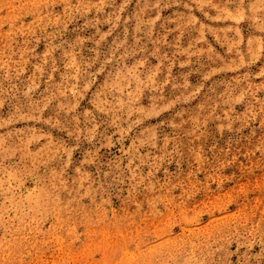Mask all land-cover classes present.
I'll return each mask as SVG.
<instances>
[{
  "label": "rangeland",
  "instance_id": "1",
  "mask_svg": "<svg viewBox=\"0 0 264 264\" xmlns=\"http://www.w3.org/2000/svg\"><path fill=\"white\" fill-rule=\"evenodd\" d=\"M0 264H264V0H0Z\"/></svg>",
  "mask_w": 264,
  "mask_h": 264
}]
</instances>
